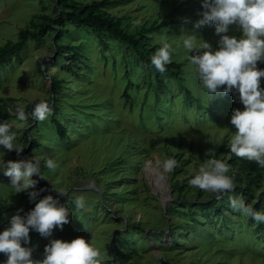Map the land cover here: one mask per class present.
I'll use <instances>...</instances> for the list:
<instances>
[{
	"label": "rangeland",
	"instance_id": "rangeland-1",
	"mask_svg": "<svg viewBox=\"0 0 264 264\" xmlns=\"http://www.w3.org/2000/svg\"><path fill=\"white\" fill-rule=\"evenodd\" d=\"M75 1L88 4L99 0ZM111 1L116 5L107 12L119 18L127 31L151 23L168 24L150 36L151 46L158 49L160 37L167 36L177 48L172 61L181 64V77L180 81L165 82L159 104L151 105L157 91L153 84L151 90L154 76L142 70L144 65L138 63L134 52L87 28L68 26L72 37L58 44L79 46L83 60L74 61L69 52L56 58V34L42 40L31 35L41 17H56L54 1L0 0V48L17 43L27 32L17 53L0 68V110L7 115L0 122L13 125L16 143L24 151L17 155L0 146V162L39 158L45 179L34 175L38 183L28 191L46 189L29 202L27 192L14 193L9 178L0 173V232L10 226L14 215L26 216L40 199L52 195L70 209V222L63 227L68 233L59 234L55 228L51 237L44 238L30 229V244L22 246L34 249L33 259H43L51 239L71 242L83 237L100 250L102 264H264V231L258 228L259 223L231 206L230 210L223 207L232 199H243L249 205L264 198V171L258 181L248 184L244 159L235 155L228 159L229 142L237 131L230 123L231 115L233 109L243 111L244 106L235 90L210 99L189 63L188 57L195 52L182 46V34L194 32L218 49L220 36L214 26L194 28L205 11L201 0ZM227 34L239 38L242 32L233 25ZM46 57L51 59L49 69L41 73L37 60ZM127 58L131 61L124 67ZM257 68L264 70V61H258ZM52 77L61 80L56 95ZM127 79L133 83L127 88L134 100L132 112L122 105ZM181 84L179 91L176 88ZM260 87L264 88V77ZM187 88L197 101L187 105L188 110L180 109L179 116L175 104L180 102L179 92ZM42 100L56 105L66 138H57L48 117L43 122L30 116L23 122L17 120L18 106L30 113ZM168 100L174 108L165 104ZM200 106L203 109L198 111ZM140 114H144L143 121ZM32 140L37 145L31 148ZM208 150L211 157L206 156ZM46 158L59 165L55 172L44 166ZM167 158L178 162L171 172L163 170ZM207 158L225 161L230 166L228 175L234 177L235 190L220 199L189 185ZM78 196L85 197L86 206L77 212L72 201ZM209 202L220 209L207 208ZM20 209L23 211L18 212ZM6 260L0 253V264Z\"/></svg>",
	"mask_w": 264,
	"mask_h": 264
},
{
	"label": "clouds",
	"instance_id": "clouds-1",
	"mask_svg": "<svg viewBox=\"0 0 264 264\" xmlns=\"http://www.w3.org/2000/svg\"><path fill=\"white\" fill-rule=\"evenodd\" d=\"M201 4L205 11L194 28L214 26L215 33L220 36L218 49L214 50L211 44L199 39L194 32L182 34V46L189 53L195 52L188 57L189 63L193 66L201 89L210 99L228 95L235 90L244 106L243 111L233 109L231 115L230 123L237 131L229 142L228 159L235 155L264 168V88L260 87L264 70L257 68V62L264 61V0H201ZM233 25L242 32L239 38L227 34ZM159 43L161 46L150 60L155 69L163 74L177 48L168 42L166 35L160 37ZM52 111L49 103L42 100L33 105L30 113L18 106L15 115L21 122L29 116L43 122ZM12 127L8 121L0 122V146L8 151L14 150L19 155L24 147L16 143V133L11 130ZM206 156L211 157L210 150ZM177 165L174 158H167L162 166L164 172H171ZM44 166L52 172L59 167L52 158H46ZM229 171L230 166L225 161L207 158L189 180V185L220 199L222 194L234 191L236 187L234 177L228 175ZM0 173L9 178L14 193L27 192L29 202L35 201L40 192L46 191L43 188L28 191L35 189L38 183L32 178L34 175L45 179L41 172V161L34 156L18 161H2ZM53 189L61 195H67L63 190ZM72 203L77 212L86 206L83 196L75 197ZM230 206L233 211L251 217L257 223H264V212L256 211L243 199H232ZM69 215V207L52 195L40 199L26 216L14 215L10 226L0 232V253L7 256L4 264H102L100 250L83 237L71 242L51 239L45 245L43 259H33L34 249L22 246L30 244V229L41 237L49 238L55 228L63 230L64 225L70 222Z\"/></svg>",
	"mask_w": 264,
	"mask_h": 264
},
{
	"label": "trees",
	"instance_id": "trees-1",
	"mask_svg": "<svg viewBox=\"0 0 264 264\" xmlns=\"http://www.w3.org/2000/svg\"><path fill=\"white\" fill-rule=\"evenodd\" d=\"M54 5V11L56 13L55 18H50L47 16L41 17V21L39 24L33 26V32L31 33L32 37L36 38L37 40H42L44 37L50 35L51 33L56 34L55 36V53L56 58L61 57L65 54V52H69L72 55V59L74 61L78 62L83 60L81 54V50L79 49V46L69 47L65 48L62 44H58L60 40H63L65 37H72L70 34L68 26L70 27H84L92 31L93 33H96L97 35L101 37L106 36L109 37V39H112L119 44L123 45L125 49H129L132 53L134 52L135 55L138 58V63L144 65L142 66V70L149 71L153 78V82L150 83L151 87L154 85V87L157 88L155 101L152 106L157 103L159 100L158 95H161L160 90L161 87L164 86L165 82L167 80H174V81H180V72H181V64L177 63L176 61H172L170 64L166 66V72L161 74L159 73L155 67L151 64V56L152 53L155 52V49L157 47L151 46V37L152 34L159 31L162 27H166L165 22L160 24L159 26L156 25V23H151L150 25H143L141 28L136 29L134 31H127L121 23V20L117 17L111 16L107 11L116 5L114 1L111 0H99V1H92L88 4H82L75 0H53ZM27 35V32H24L22 36L20 37L19 41L15 44H8L4 46L3 48H0V68L5 66L8 62V58L10 56H14L17 51L19 50L21 43L24 39V37ZM106 41V40H105ZM152 47V48H151ZM132 57V56H131ZM57 61V60H56ZM130 59H126V66L128 67L130 63ZM51 59L50 57H46L43 59L37 60V68L38 70L43 73V71H47L50 65ZM130 68V67H129ZM52 80V81H51ZM50 83L52 84V90L54 95L58 93V90L60 89L61 80H57L56 78L52 77L50 79ZM153 84V85H152ZM133 83L127 79L126 80V88L123 91V106H127L128 110L130 112L134 111V100L133 98L127 93V88L129 86H132ZM179 91L182 90V84L177 86ZM153 90V87L152 89ZM150 90V91H151ZM155 91V89H154ZM153 92V91H152ZM168 95V94H167ZM167 95L165 97H167ZM178 97L180 98V102L178 105L165 102L166 105H172L174 109L177 110V114L179 116H182L180 109L182 110H188L187 105L192 103L194 100L197 101V99L192 98L191 92H189L188 88L186 91H182V93L179 92ZM168 98V97H167ZM166 98V99H167ZM172 99V98H170ZM164 103V102H163ZM161 103V104H163ZM220 104L218 103L216 105V108H219ZM52 108V114L48 116L50 125L54 128V133L56 134L57 138L64 139L66 138L67 134L65 131V127L60 123L59 118L57 116V107L56 105L50 106ZM224 107V106H223ZM227 107V106H226ZM198 111L199 109H203L202 106L196 108ZM147 110L148 107H147ZM146 110V113H147ZM212 111L214 109H211ZM144 111V109H143ZM191 111V110H190ZM82 113V112H81ZM83 115V114H81ZM85 115V114H84ZM196 116V115H195ZM7 115L0 110V118H6ZM90 118L89 116H87ZM144 114L139 115V120L143 121ZM88 129V126H86ZM36 146V142L34 140L31 141V148ZM242 161V168L246 169V176L245 179L248 181V184L258 181L260 177V172L264 171V168L260 167L256 162L250 161L247 159L241 160ZM247 193V190H245ZM228 192V194H230ZM102 198L104 197V194H101ZM250 197H253L252 194H248ZM65 199V197H64ZM252 208H254L256 211L264 212V198L259 197V202H254L249 204ZM207 208L214 209L215 211H218L220 209V205L217 206V204H212L211 202L206 203ZM226 210H230V204H225L223 206ZM204 209V207L202 208ZM176 213H182L180 210H175ZM264 223H259L258 228L264 231V227H262ZM245 228V226H244ZM247 228V226H246ZM248 229V228H247ZM66 234L65 230H60L59 227H57V232L61 234L60 232ZM116 240V238H115ZM162 264V263H161Z\"/></svg>",
	"mask_w": 264,
	"mask_h": 264
}]
</instances>
